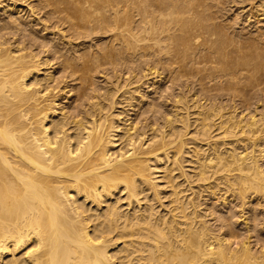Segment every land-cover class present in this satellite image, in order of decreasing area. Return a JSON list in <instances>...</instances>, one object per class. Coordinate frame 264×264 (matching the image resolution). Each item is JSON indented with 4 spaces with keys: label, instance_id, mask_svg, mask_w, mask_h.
<instances>
[{
    "label": "bare ground",
    "instance_id": "1",
    "mask_svg": "<svg viewBox=\"0 0 264 264\" xmlns=\"http://www.w3.org/2000/svg\"><path fill=\"white\" fill-rule=\"evenodd\" d=\"M218 1L0 0V264H264V36Z\"/></svg>",
    "mask_w": 264,
    "mask_h": 264
},
{
    "label": "rangeland",
    "instance_id": "2",
    "mask_svg": "<svg viewBox=\"0 0 264 264\" xmlns=\"http://www.w3.org/2000/svg\"><path fill=\"white\" fill-rule=\"evenodd\" d=\"M226 1V2H225ZM220 0V1H218L217 3H219V8H221L223 5H224V3L226 4V5H224L223 6V8H221V10H226V11H222L223 13H224V15H225V13H226V15H225V17H224V15H223V17L224 18H222V20L223 19H225V20H223V22L225 21V23H228V24H231L232 26L234 25V23L235 24H239L238 26H236L237 28H235L234 26H233V28H230L231 30H233L234 29V31H237V30H239V31H241V32H243L244 31V29L242 28L243 26H244V28H247V32H248V34L246 33V30H245V33H244V35H246V36H255L256 34H260L261 32V36L263 37L264 36V29H263V27H264V15H263V10H260V8H258L259 6H258V4H259V0L257 1V0H230V1H232V2H230L229 0L227 1V0ZM222 2V3H221ZM230 2V3H229ZM257 2V3H256ZM254 4V7H253V4ZM256 3V4H255ZM223 4V5H222ZM228 4V5H227ZM222 5V6H221ZM228 9V10H227ZM255 10H257L258 12H256V14H255ZM228 13H229V15H228ZM252 13V14H251ZM254 13V14H253ZM257 13H258V15H257ZM261 13H262V15H261ZM230 14H232V15H230ZM40 15H42V13L40 14ZM228 15V16H227ZM253 15H254V17H253ZM257 15V16H256ZM259 15H261L260 17H259ZM230 16H232V17H230ZM236 16V18H238V23H237V19L236 20H234L235 18H233V17H235ZM227 17V18H226ZM230 17V18H229ZM258 17V18H257ZM229 18V20H227L226 21V19H228ZM255 18L257 19V20H255ZM258 19H260L259 21H258ZM230 20H233V21H230ZM247 20H249V21H247ZM236 21V22H235ZM256 21V22H255ZM229 22H233V23H229ZM252 24H251V23ZM244 23V24H243ZM255 23H257V24H255ZM242 24V25H241ZM258 25V26H257ZM255 26V27H254ZM250 27V28H249ZM239 28V29H238ZM256 28V29H255ZM241 29V30H240ZM243 29V30H242ZM258 29H260V30H258ZM252 30L253 31V33L252 32H250V31ZM255 30V31H254ZM258 30V31H257ZM252 34V35H251ZM264 38V37H263ZM108 75H111V74H108ZM107 77V76H106ZM105 76H100L99 77V82H105L104 80H105V78H106ZM152 89V86L151 87H149V88H147V90H151ZM171 90H169L168 91V93L170 92ZM167 93V94H168ZM143 116V115H142ZM144 116H145V114H144ZM220 207H221V205H220ZM219 207V208H220ZM216 221L214 220L213 221V223H215ZM239 222H240V219H239ZM216 223H218V222H216ZM215 223V224H216ZM240 228H242V225L240 224V226H239ZM254 239V241H255V236H253V238H251V240H253ZM253 241V242H254Z\"/></svg>",
    "mask_w": 264,
    "mask_h": 264
}]
</instances>
